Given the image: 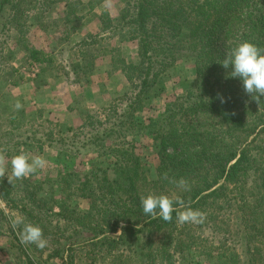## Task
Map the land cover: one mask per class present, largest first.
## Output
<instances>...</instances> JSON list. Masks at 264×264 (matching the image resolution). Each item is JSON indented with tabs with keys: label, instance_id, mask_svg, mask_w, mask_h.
<instances>
[{
	"label": "trees",
	"instance_id": "1",
	"mask_svg": "<svg viewBox=\"0 0 264 264\" xmlns=\"http://www.w3.org/2000/svg\"><path fill=\"white\" fill-rule=\"evenodd\" d=\"M47 1L1 0V5L10 8L19 31L25 34L23 24L30 15L37 23L43 22ZM64 13L66 22H73L74 32V22L82 17L67 10ZM122 13L117 24L125 32L121 40L138 43L140 62L125 65L132 73L130 79L138 80L136 91L119 99V105L120 101L125 104L114 108L116 120L109 126L101 122L105 127L96 131L101 134L90 141L98 143L103 154L105 149L112 154L114 176L92 168L79 182V196L91 200L86 210L72 207L67 200L59 203L58 217L68 223L66 228L60 224L58 232L64 235L72 225L82 228L68 236L67 242L58 240L56 255L64 260L62 264H74V251L82 247L88 250V264H121L114 260L129 264H264V98L258 105L243 91L242 81L231 77L219 63L242 41L264 48V0H128ZM105 17L103 26L107 14ZM26 50L32 64L48 60L41 49ZM188 56L195 60L197 79L157 119L139 122L138 112L156 91L162 72ZM89 118L93 123V116ZM134 132L153 139L159 164L152 178L148 175L151 169L127 141ZM109 138L118 144L124 139L123 146H104ZM165 174L169 179L185 178L190 190L170 183ZM7 181L5 177L0 181V195L13 205L15 198L11 204ZM148 193L183 200L204 212L206 219L181 224L175 211L171 222L146 215L140 197ZM29 197L38 207L45 204L43 199ZM210 208L238 215L233 238L225 237V242L234 243L230 248L202 247L198 230L214 223L208 216ZM16 209L29 213L25 206ZM0 218L9 221L2 210ZM85 231L91 234L85 242L72 241Z\"/></svg>",
	"mask_w": 264,
	"mask_h": 264
},
{
	"label": "rangeland",
	"instance_id": "2",
	"mask_svg": "<svg viewBox=\"0 0 264 264\" xmlns=\"http://www.w3.org/2000/svg\"><path fill=\"white\" fill-rule=\"evenodd\" d=\"M67 2L70 3L66 5ZM46 4L48 10L43 22L37 23L30 15L23 24V34L15 23L14 13L8 6H2L0 0V150L9 162L6 175L11 174V158L21 151L43 156L47 162L28 178L13 184L7 181L12 190L9 198H15L14 204L11 200L13 205L6 204L0 195V211L9 220L0 218V264L64 262L56 255L58 240L67 242L66 238L82 227L72 225L61 235L58 226L66 228L68 222L58 217V205L67 200L72 207L88 209L91 200L79 196V182L92 168L107 170L111 178L114 176L112 154L107 149L103 154L102 148L96 146L99 144L90 141L96 133L101 134L97 129L102 131L116 120L114 108L121 109L125 104L120 101L119 105V99L132 95L138 82L130 79L132 73L126 69L129 64L140 62L138 43L132 39L122 41L125 32L117 29L124 14L122 10L128 8V0H48ZM65 10L82 17L78 23L74 22L77 24L74 32L71 31L73 22H66ZM106 14L107 22L103 26L102 17ZM81 40L86 44L79 45ZM28 47L43 50L48 60L32 64ZM196 79L195 60L191 56L180 58L162 72L156 91L138 112V121L146 124L150 118L157 119L167 104L176 96L184 95ZM17 101L22 104L19 110L15 109ZM13 116H16L14 121ZM91 116L94 121L90 124ZM101 122L104 127L100 126ZM137 134L128 135L127 141L134 144V151L151 169L148 175L152 178L159 164L153 139ZM115 138L106 139L104 146L122 147L124 139L118 144ZM29 194L36 200L43 199V207L31 201ZM24 206L29 213L16 209ZM222 211L210 208L208 216L214 223L198 230L206 250L213 246L226 249L234 244L225 242V237L233 238L238 215ZM17 215L42 228L47 247L39 249L35 244L20 242V229H13L10 223V217ZM211 224L217 226L215 234ZM74 236L72 241L83 243L91 234L85 231ZM74 254V264H88V250L77 248ZM107 260L110 263V258ZM114 262L129 264L127 260Z\"/></svg>",
	"mask_w": 264,
	"mask_h": 264
},
{
	"label": "clouds",
	"instance_id": "3",
	"mask_svg": "<svg viewBox=\"0 0 264 264\" xmlns=\"http://www.w3.org/2000/svg\"><path fill=\"white\" fill-rule=\"evenodd\" d=\"M223 68L228 70L231 77L239 78L242 81L243 91L251 97L258 105L264 98V48L257 46L251 41H242L226 53L222 62ZM221 102L224 98L220 97ZM22 108V104L17 101L15 109ZM43 156H32L26 152H19L10 160L11 174L6 175L9 162L6 161L3 150H0V179L7 176L8 182L13 184L16 180H23L38 169H43L46 165ZM165 179H169L167 174ZM170 183L178 188L188 191L190 185L185 178L169 179ZM140 205L143 213L153 218L157 216L166 222L172 221V214L176 212L178 223H203L206 214L198 209H193L186 205L183 200H174L167 194L148 193L140 197ZM178 205L179 207H174ZM13 229L19 228V240L22 244H35L37 248L44 249L48 245V240L44 237L43 230L39 225L26 222L23 216L10 217Z\"/></svg>",
	"mask_w": 264,
	"mask_h": 264
}]
</instances>
